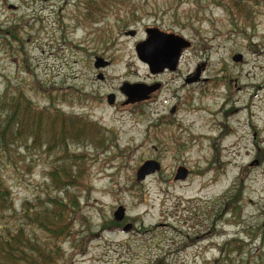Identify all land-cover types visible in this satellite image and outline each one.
<instances>
[{
    "label": "rangeland",
    "instance_id": "1",
    "mask_svg": "<svg viewBox=\"0 0 264 264\" xmlns=\"http://www.w3.org/2000/svg\"><path fill=\"white\" fill-rule=\"evenodd\" d=\"M101 9L84 19V0H0V92L22 93L42 120L64 116L70 155L46 121L36 143H17L1 166L15 218L1 224L44 256L53 248L51 264H264V0ZM149 29L188 43L174 71L152 74L138 60ZM97 59L109 65L96 69ZM124 84L158 87L126 104ZM149 160L160 171L138 181ZM181 167L188 175L175 180ZM63 169L80 185L56 241L23 213L58 193Z\"/></svg>",
    "mask_w": 264,
    "mask_h": 264
},
{
    "label": "trees",
    "instance_id": "2",
    "mask_svg": "<svg viewBox=\"0 0 264 264\" xmlns=\"http://www.w3.org/2000/svg\"><path fill=\"white\" fill-rule=\"evenodd\" d=\"M126 1L128 0H84V19L92 17L87 14L90 13L91 7L95 6L99 10H103L101 7L109 3L121 5V3ZM110 6H107V8ZM234 7L238 13L248 18V11L243 6L241 8L235 1ZM34 109L35 107L23 98L22 93H12L9 89L0 92V264L52 263L50 256L53 248L47 249V256H44L38 244L33 242V239L29 238L28 235H23L18 228L16 230L13 227L1 224L6 219L11 221L15 218L11 193L5 185L1 166L7 164L9 157L17 147V143L25 144L31 138L36 143L39 139V134H42L45 130L44 121H46L48 130L44 133L50 131L46 137L50 141H55L57 146L62 147L61 153L64 157L69 158L70 156L62 140L65 135V130L62 128L65 117L61 114L56 115L61 118L60 125L57 124L56 120L52 119L53 114L49 115L48 120H42L44 113ZM53 130L57 132L55 139L49 136ZM56 184L55 191L58 193L54 196H47L45 202H40L37 205L36 211L33 207H25L23 215L25 219L43 229L51 235L52 239L57 241L61 237L68 235L67 227L69 222L66 221L67 212L69 210L72 211V208H74L76 198L74 192L70 189L77 187L80 183L74 172L70 173L67 169H63L61 175L56 179ZM59 195H61V198Z\"/></svg>",
    "mask_w": 264,
    "mask_h": 264
},
{
    "label": "water",
    "instance_id": "3",
    "mask_svg": "<svg viewBox=\"0 0 264 264\" xmlns=\"http://www.w3.org/2000/svg\"><path fill=\"white\" fill-rule=\"evenodd\" d=\"M147 38L144 42L136 45L135 52L140 62L146 64L149 67L151 73L156 74L169 69L174 71L179 60L181 50L188 47V43L183 39L160 32L156 29H149L146 31ZM129 36H134L135 32H129ZM233 62H241L242 56L235 55L232 58ZM108 62H103L97 59L94 67L96 69L104 68L108 66ZM99 79H102L99 76ZM158 86L148 87L145 85H130L124 84L120 89V92L126 97V104L139 103L149 99L150 95L157 90ZM109 105L114 103V96L107 97ZM160 171V165L156 161H146L137 171L136 178L138 181L145 180L146 177L153 175ZM188 174V171L181 167L177 170L175 180H184ZM125 210L122 207H118L113 214V218L116 222H121L124 219ZM125 231L129 230L127 226Z\"/></svg>",
    "mask_w": 264,
    "mask_h": 264
},
{
    "label": "flooded vegetation",
    "instance_id": "4",
    "mask_svg": "<svg viewBox=\"0 0 264 264\" xmlns=\"http://www.w3.org/2000/svg\"><path fill=\"white\" fill-rule=\"evenodd\" d=\"M182 51V50H181ZM167 71H170L169 69H165L164 71H162V72H159V73H164V72H167ZM170 72H172V71H170ZM151 73V72H150ZM159 73H157V74H159ZM153 74V73H152ZM188 175V174H187Z\"/></svg>",
    "mask_w": 264,
    "mask_h": 264
}]
</instances>
